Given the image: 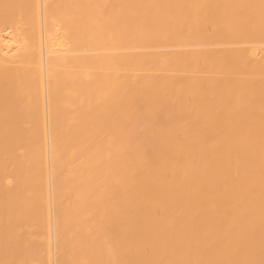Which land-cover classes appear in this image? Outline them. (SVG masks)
<instances>
[{"label": "bare ground", "instance_id": "6f19581e", "mask_svg": "<svg viewBox=\"0 0 264 264\" xmlns=\"http://www.w3.org/2000/svg\"><path fill=\"white\" fill-rule=\"evenodd\" d=\"M0 264H264V0H0Z\"/></svg>", "mask_w": 264, "mask_h": 264}]
</instances>
